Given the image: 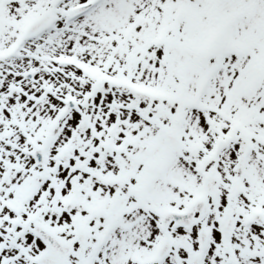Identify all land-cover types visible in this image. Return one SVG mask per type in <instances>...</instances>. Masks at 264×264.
I'll return each mask as SVG.
<instances>
[{
	"label": "snow or ice",
	"instance_id": "obj_1",
	"mask_svg": "<svg viewBox=\"0 0 264 264\" xmlns=\"http://www.w3.org/2000/svg\"><path fill=\"white\" fill-rule=\"evenodd\" d=\"M0 264H264V0H0Z\"/></svg>",
	"mask_w": 264,
	"mask_h": 264
}]
</instances>
